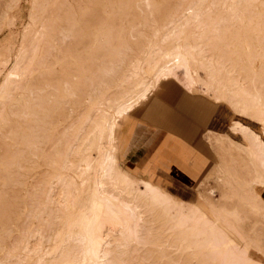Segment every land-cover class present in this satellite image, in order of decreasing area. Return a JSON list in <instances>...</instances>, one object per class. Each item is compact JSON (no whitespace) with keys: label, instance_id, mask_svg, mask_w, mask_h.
<instances>
[{"label":"bare ground","instance_id":"1","mask_svg":"<svg viewBox=\"0 0 264 264\" xmlns=\"http://www.w3.org/2000/svg\"><path fill=\"white\" fill-rule=\"evenodd\" d=\"M131 2L146 8L153 4L170 8L157 21L164 30L160 41H147L142 56L135 58L121 77V83L131 82L132 87L118 93L103 108L86 98L87 106L76 130L62 125L61 119L52 123L37 118V111L26 97L32 93L30 74L44 60L42 46L54 47L56 41L70 37L72 26L83 24L90 29L102 19V8ZM255 2L264 5V0H191L178 12L176 0H31L32 10L39 11L31 12L33 23L24 32L30 34V39L26 44L22 42L27 46H20L24 51L19 49L22 52L0 82V132L5 115L13 114L6 109L11 101L20 106L22 116L33 115L36 124L29 127L31 133L22 131L19 140L16 136L7 139L12 150L8 156L3 154V159L0 157V164L18 168L29 178H34L41 166L47 169L45 179L32 187L35 191L29 198L33 206L27 211V218L45 226H17L14 231L18 238L9 245L1 242L0 235V264H264L259 258L233 255L225 231L212 219L220 210L215 206L205 209L202 195L196 203H187L149 181L132 179L122 170L115 153L118 122L146 100L161 80L179 72V82L189 91L197 85L206 92L224 90L239 114L264 125V68L254 67L255 57L264 56L262 31L247 27L254 23L250 8ZM86 9L91 12L86 14ZM259 15L264 24V13ZM157 32L155 29L153 36ZM77 33H83L82 27ZM183 34L184 43L162 46L167 40H179ZM231 41L242 48L237 58H231L223 49ZM229 128L241 133L244 153L264 174L262 133L239 120H233ZM103 139L107 141L105 146ZM261 174L250 173L249 182L264 188ZM213 194L209 190V195ZM236 195L240 205L251 211L256 208L258 203L252 201V196ZM79 200V210L70 211L68 203L74 206ZM1 233L11 237L12 231L0 226Z\"/></svg>","mask_w":264,"mask_h":264},{"label":"rangeland","instance_id":"2","mask_svg":"<svg viewBox=\"0 0 264 264\" xmlns=\"http://www.w3.org/2000/svg\"><path fill=\"white\" fill-rule=\"evenodd\" d=\"M189 1L191 0H176L175 7L179 4L178 12ZM132 4V2L114 4L112 8H102L103 11L102 9L99 11L102 19L98 20L90 29L80 24L83 33L78 34L77 31L80 27L72 26L70 37L56 41L54 47H51L50 44L42 46L40 53L44 60L40 61V65H34L35 70L29 77V79L33 78L31 81L32 93L28 96L24 92L32 109L37 111V118L52 123L61 119L62 125H67L71 128L70 130H76L82 122L80 114L87 106L88 100L86 98L95 100L94 103H98L97 105L103 108L123 91L132 87L131 82L121 83V77L126 73L129 64L135 58L142 56L147 41L154 43L160 41L164 30H161L157 21L162 14L170 10L169 7L156 4H153L154 7L151 5L147 8L143 5ZM254 4L252 5L254 8H250V16H252L251 19L254 23L247 27L253 28L255 32L261 30L262 33L259 36L262 37L264 44V24L259 21V14L264 13V5H260L259 2ZM32 11L35 10H32L31 0H0V64L3 65V72H0V82L3 81L5 73L15 64L19 52H22L27 46H24L22 42L26 44L30 39V34L27 36L24 32L28 31L27 27L33 23L30 20ZM38 11L35 12L38 13ZM84 11L87 14L91 12V9ZM155 29H158V32L153 36ZM88 30L89 33H87ZM22 36L27 37L23 39ZM185 37L183 34L179 40H167L162 46L182 44L185 42ZM230 43L232 44L226 47L228 50L225 47L223 49L229 56L232 55L231 58H237L242 48L234 41ZM20 48L22 50H19ZM254 60H256L254 61L255 68H260V66L264 68V56L255 57ZM198 73L202 76L200 71ZM181 77V72H179L172 78L161 80L153 88L148 98L136 105L137 108L144 110L141 119L143 128L149 129L148 125L152 123L150 120L155 119L153 125H157V129L156 131L153 129V131L162 137L160 144L154 148L151 154L148 151L147 158L136 165L145 167L142 170H145V173L142 172L141 174L142 177L151 176V180L160 188L163 187L170 194L186 202L195 201L194 197L198 195V187L194 190V186L198 180L203 179L205 184L200 188L199 194L205 198L203 203L205 209L208 210V208L215 206L220 210L219 215L215 212L212 219H215L225 231V236L229 240L228 249L233 255L238 253L245 259L259 258L264 260V188L249 182L250 173L258 176L262 171L244 153L243 150L246 149L243 148L245 143L241 133H234L229 128L233 120H239L254 131L261 132L262 138H264V125L260 126L258 121L253 120L251 116L239 114L225 96L224 90L206 92L204 87L197 85L195 90L189 91L179 82ZM202 78L205 76L203 75ZM14 96L16 97L18 94ZM192 108L194 109V117L191 114ZM6 109L7 111L12 110L13 114L5 115V124L1 126V159L4 158L3 154L8 156L7 152L12 150L8 146L9 140L7 141V139L16 136L15 138L19 140L22 131L31 133L33 129L31 130L29 127L36 124L33 115L28 117L19 113L21 108L16 101L7 103ZM149 110L151 111L150 114H148ZM129 116L130 114L118 122L115 130V153L121 168L126 167L128 171H132L130 166L133 165L123 162L121 159L124 151L121 139ZM192 117L195 124V149L189 148L188 153H186V146L176 141L181 142L176 137L181 130L177 129L176 126L181 125V119L182 121L187 119L191 123ZM42 121L40 122L41 125ZM164 121L165 124H170V128L167 130L158 126V124H164ZM202 121H205L204 125ZM35 130L37 131V129ZM120 130L121 135L119 137ZM185 131L190 133L189 129ZM12 132L15 133L14 136L9 135ZM169 132L170 134H168ZM166 135H168L167 141ZM103 145H107L106 139L102 140ZM190 151L196 153L199 158L191 155ZM202 160L204 162H201ZM46 171L47 169L41 166L33 176L34 178H29L18 168L0 164V226L12 231L11 237H7L5 233L0 234L2 236L1 242L9 245V242L18 238L14 231L17 226L20 228L22 226L28 228L45 226L39 221L27 218V211L33 206L32 199L29 198L35 191L32 187L39 185L38 182L45 179ZM211 171L212 173L209 175ZM208 175L209 177L205 179ZM260 176H264V174ZM15 180L18 182L14 183ZM209 190L214 192L213 196L209 195ZM231 192L241 194L243 197L247 195L248 198L252 196V201L254 200L259 205L257 204L252 211L248 210L239 204V197L237 198V195ZM255 194L256 197H254ZM80 205L79 200L75 202L74 206L68 203V208L70 211L79 210ZM233 207L236 208L235 213L231 214L230 211ZM257 208L261 211H258ZM78 214L76 213L74 217Z\"/></svg>","mask_w":264,"mask_h":264},{"label":"crops","instance_id":"3","mask_svg":"<svg viewBox=\"0 0 264 264\" xmlns=\"http://www.w3.org/2000/svg\"><path fill=\"white\" fill-rule=\"evenodd\" d=\"M186 106H187V104H186ZM137 107L138 106H136L129 113L130 116L127 118V121L125 123L127 125L125 126V130L123 132L122 139H121V143H122V146L124 148V151H123L121 159H122L123 162L125 161V162L133 165L132 167L130 166L132 171H128V169L126 167H123L124 170L123 169L122 170L132 179L135 178V179L146 180V181H149V182H151V183H153V184H155V185H157L159 187L158 184L154 183L151 180V178H150L151 176H149V175H147L146 177H142L141 176L142 172L145 173V170L142 171L143 169H145L144 166H143V168L140 166L141 167V169H140V167H138L136 165L137 163H139L142 160H144V158L146 159L147 158L146 157L147 152L150 151V153L149 152L148 153L151 154V152L154 150V148H156L160 144V142L162 140V137L160 136V134L154 132L157 129V125H153V123L155 124V119L154 120H150V121H152V123L148 122V123L152 124V125L151 124L148 125L149 129L143 128L144 126L142 124V120L141 119L143 118L144 110H141V109H139ZM150 112L151 111L149 110L148 114H150ZM191 114L194 117V109L192 110ZM193 117H192L191 123H189V120H187V119H184V121H182V119H181V121H180L181 125L178 124L176 126L177 129L181 130L178 133V135H176V137H178V139H180L181 142H179L178 140H176V141L179 144L186 146V148H187L186 153H188L189 148L195 149V139H194L195 138V124H194V121H193ZM165 123L166 122L164 121V124H160V125L158 124V126L164 128V130H167L168 128H170V124H165ZM204 123H205V121H202L203 125H204ZM153 129H154V131H153ZM187 129L190 130V133L185 131ZM168 134H170V132ZM120 135H121V130L119 132V137H120ZM205 137L207 139V135ZM167 138H168V135L165 136L166 141H167ZM130 142H131V144H130ZM129 144H130V146H129ZM189 153L191 155H194L195 157L199 158L196 153H194L192 151H190ZM183 157H185V156H183ZM201 162H204V161L202 160ZM212 171L209 173V175H211ZM209 175L206 176L205 179L207 177H209ZM204 184H205V181H203V179L198 180L196 182V184L194 186V190L198 187V195L196 197H194L195 201L187 202V203H196L198 201V198H199V195H200L199 194L200 193L199 190ZM172 196H174V195H172ZM175 198H177V197H175ZM177 199L181 200L183 202H186V201H184V200H182L180 198H177Z\"/></svg>","mask_w":264,"mask_h":264}]
</instances>
